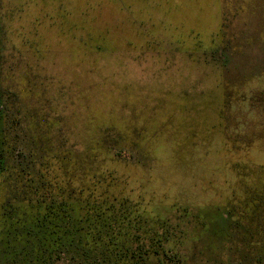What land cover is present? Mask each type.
<instances>
[{
    "label": "rangeland",
    "instance_id": "obj_1",
    "mask_svg": "<svg viewBox=\"0 0 264 264\" xmlns=\"http://www.w3.org/2000/svg\"><path fill=\"white\" fill-rule=\"evenodd\" d=\"M0 100L30 153L127 148L171 264H264V0H0Z\"/></svg>",
    "mask_w": 264,
    "mask_h": 264
},
{
    "label": "trees",
    "instance_id": "obj_2",
    "mask_svg": "<svg viewBox=\"0 0 264 264\" xmlns=\"http://www.w3.org/2000/svg\"><path fill=\"white\" fill-rule=\"evenodd\" d=\"M11 108L0 100V264L179 260L177 227L149 217L141 194L128 188L136 176L116 169L127 148L96 141L81 152H61L47 143L30 153L21 142L11 145Z\"/></svg>",
    "mask_w": 264,
    "mask_h": 264
}]
</instances>
